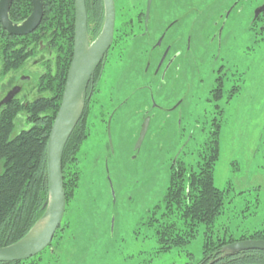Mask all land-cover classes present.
<instances>
[{
    "label": "rangeland",
    "instance_id": "rangeland-1",
    "mask_svg": "<svg viewBox=\"0 0 264 264\" xmlns=\"http://www.w3.org/2000/svg\"><path fill=\"white\" fill-rule=\"evenodd\" d=\"M190 1L197 9L169 32L183 36L173 46L181 55L165 82L154 79L151 68L145 77L139 75L144 64L139 54L148 44H126L121 58L108 56L89 93L86 137L65 167L64 215L40 264H197L206 232L216 240L264 235V31L258 26L264 13L250 26L251 11L262 0H240L226 21L220 56L230 60L226 63L235 74L222 75L219 98L210 92L218 66L212 34L220 26L218 13L232 0ZM35 60L0 80V99L19 77L41 73ZM234 84L237 90L229 93ZM157 103L172 108H157ZM145 110L150 120L136 148ZM15 123L11 136L29 127L21 115ZM216 123L220 149L213 182L224 191L222 212L210 229L198 225L188 244L161 252L148 225L149 211L161 203L171 164L184 161L195 168Z\"/></svg>",
    "mask_w": 264,
    "mask_h": 264
},
{
    "label": "trees",
    "instance_id": "trees-1",
    "mask_svg": "<svg viewBox=\"0 0 264 264\" xmlns=\"http://www.w3.org/2000/svg\"><path fill=\"white\" fill-rule=\"evenodd\" d=\"M42 5L41 21L27 35H11L0 25V80L24 69L28 60L39 53L41 44H45L53 57L42 63L41 73L30 77L31 96L25 94L0 108V247L13 244L25 236L43 214L48 199L46 141L61 101L72 57L74 0H42ZM31 10V0H13L8 15L11 21L20 22ZM88 101L89 93H86L83 112L62 153L66 200L69 182L65 178V167L74 159L86 137ZM18 115L23 116L24 123L29 127L21 128L11 136ZM219 129L220 123L211 128L195 168L177 160L170 166L161 203L156 204L148 216V225L155 229L161 252L188 244L198 225L203 224L210 229L222 212L224 191L213 182V169L220 149ZM244 239H264V235L255 232L237 240ZM237 240H216L206 232L203 256L197 264H264V250L233 251L223 248ZM51 246L50 243L46 249ZM46 249L26 260L0 264H40V255Z\"/></svg>",
    "mask_w": 264,
    "mask_h": 264
},
{
    "label": "water",
    "instance_id": "water-1",
    "mask_svg": "<svg viewBox=\"0 0 264 264\" xmlns=\"http://www.w3.org/2000/svg\"><path fill=\"white\" fill-rule=\"evenodd\" d=\"M12 1L0 0L1 27L11 35L23 36L31 33L41 21L43 14L42 0H31L32 10L20 22H13L9 18V8ZM104 4L105 19L102 30L97 39L89 45L85 0H74L72 57L66 73L61 101L46 141L47 203L43 214L25 236L13 244L0 247V262L22 261L39 254L49 246L54 233L62 221L66 203L61 162L63 149L83 112L89 80L112 41L114 24L113 3L112 0H104ZM260 10L257 9L255 15ZM20 88L21 84L17 82L0 99V106L12 101L20 91ZM148 124L149 117H145L140 127L136 148L141 144ZM43 218H46L44 226L35 236H31V232ZM223 248L233 251L264 250V239L237 240L224 245Z\"/></svg>",
    "mask_w": 264,
    "mask_h": 264
},
{
    "label": "flooded vegetation",
    "instance_id": "flooded-vegetation-1",
    "mask_svg": "<svg viewBox=\"0 0 264 264\" xmlns=\"http://www.w3.org/2000/svg\"><path fill=\"white\" fill-rule=\"evenodd\" d=\"M244 1L248 3L252 2L251 0ZM239 2L240 0H232L224 11L222 10L218 13L220 26L218 27L216 32L214 31L212 34L213 40L216 39V43L218 45L217 54L213 55V58L215 57L218 66H216L215 69L211 66L210 69V71L214 69L215 71L213 75H216V77L214 78L215 85L212 89H210V92L212 93V96L214 98H216V96L219 98V95L223 90L224 78L222 75L235 74V72L231 71L232 68L229 66V64L226 63L230 60H225L220 56V49L223 28L231 12H233ZM112 3L114 8L112 41L109 48L105 52L101 62L97 66L95 72L92 74V77L87 85L86 93H92V91H94V86L97 83L96 80L98 79V75L103 74L102 67L106 65L108 56L112 54L114 56L117 55L119 58H121L125 45L131 43H136L138 45H149L139 54L141 55L140 61L143 63L144 60L143 66L142 64H140L139 66V75L145 77L149 74L148 70L149 68H151V74L152 76H154V79H159L161 82H165L166 76L170 75L169 70L175 64L178 57H180L179 55H181V52L176 50L173 46L179 40H181L183 36L182 34H178L171 37L169 32L171 30L174 31L176 28H178L181 22H184L186 18L190 16L193 10H196L197 8H194L192 6V1L190 0H112ZM85 9L88 44L90 45L95 41V39H97L104 24V0H85ZM257 9L261 10L258 12V14L255 15ZM263 13L264 0H262L257 5H254L251 11V27H254V22H258V18ZM214 24H218V21H215ZM258 26L261 30H264V22ZM191 31L192 30L189 29L188 35L186 34L187 50H189V44L191 43ZM172 49H174L173 52L171 51ZM113 50H115L116 52H112ZM51 56L52 53L48 48L45 47V44H41L39 53L36 56L31 57L28 62L32 59H36L34 62H38L40 65H42L43 62L46 63L50 58L52 59L53 57ZM17 82L21 84V88L14 99L19 98L18 95L21 92L24 93V95L26 94L28 96H31L29 94V91L31 90L32 79H25L24 76H21L8 90L15 86ZM144 87L152 92L151 85H144L143 88ZM237 88V84H234L228 89L229 93L235 92ZM8 90H6L5 94ZM124 103H126L125 99L119 104V106ZM157 104V106L159 107H154L165 110H169L170 108H172L160 103ZM1 107L2 106H0V108ZM148 111L149 110L144 111V118L149 117L150 120ZM108 128L109 125L107 124V129Z\"/></svg>",
    "mask_w": 264,
    "mask_h": 264
},
{
    "label": "bare ground",
    "instance_id": "bare-ground-1",
    "mask_svg": "<svg viewBox=\"0 0 264 264\" xmlns=\"http://www.w3.org/2000/svg\"><path fill=\"white\" fill-rule=\"evenodd\" d=\"M45 222H46V218L41 219L34 228V230L31 232V236H35L38 232H40Z\"/></svg>",
    "mask_w": 264,
    "mask_h": 264
}]
</instances>
